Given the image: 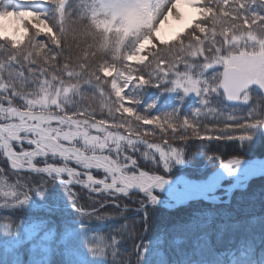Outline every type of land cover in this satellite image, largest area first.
<instances>
[{"label": "snow or ice", "instance_id": "obj_1", "mask_svg": "<svg viewBox=\"0 0 264 264\" xmlns=\"http://www.w3.org/2000/svg\"><path fill=\"white\" fill-rule=\"evenodd\" d=\"M148 89L177 104L161 110ZM192 94L197 106L185 109ZM260 137L264 0H0V211H27L35 193L48 213L4 217L0 264H264V235L252 233L264 217L223 211L154 230L148 216L150 206H174L159 193L171 197L178 183L176 204L228 205L264 176V160L233 157L206 180L172 181L156 171L187 163L176 141L236 140L243 150ZM225 179L234 182L222 200ZM57 188L71 197L59 223L60 204L45 202ZM136 192V208L122 204ZM109 220L121 222L93 224Z\"/></svg>", "mask_w": 264, "mask_h": 264}, {"label": "trees", "instance_id": "obj_2", "mask_svg": "<svg viewBox=\"0 0 264 264\" xmlns=\"http://www.w3.org/2000/svg\"><path fill=\"white\" fill-rule=\"evenodd\" d=\"M41 40H46L45 38H39ZM151 90V89H150ZM264 137L257 138L255 143L252 144L251 148L247 146V142H245V146L243 150L241 149V145L236 141H228V140H198L192 139L189 140L187 143L176 141L175 145H182L185 148L189 144H198L200 145V149L196 150L201 156H191L190 162L187 166H182L184 170H180L179 166L175 167L174 169L180 172L186 173L190 178L193 179H200L207 176L212 169H214L216 165L212 164L211 158H214L215 155H220L223 157L224 160L233 157H240L241 159L244 158H262L264 157ZM209 157V158H208ZM3 157L0 156V166H5L2 163ZM142 163V162H141ZM147 167H151V165H146ZM202 166V167H201ZM148 169V168H147ZM176 171V172H177ZM10 180L14 182L15 177L11 176L9 172ZM75 191L81 192V189L76 188ZM82 199L80 203L87 204L86 196L87 194L82 192ZM60 195L63 197L60 201H54V197ZM33 204L29 206L27 211H20L12 213L10 211L4 210L0 211V225L6 223L4 217H47L48 213L46 210L42 208H37L36 205L41 204L40 199L38 196L33 193ZM64 199L71 200V197L68 196L67 192L62 188H57L55 191H49L47 193L45 202L50 205L54 206L56 203L60 204L59 209L54 208V212L51 215V220L55 221L56 223L60 222L62 216L65 215L64 212ZM143 199L142 194L136 193L131 196V198H122V204L127 203L131 207L136 208L138 205L133 203V201H139ZM226 199L225 195L222 197V200ZM87 210V209H86ZM223 211H227L231 214V216L236 220L246 221L251 217H264V176H257L254 177L248 183L247 187L244 190H234L232 192L231 203L225 205L223 203H210L205 202L203 200H190L184 204L179 206L173 207H152L150 206L148 209V216L150 222L153 224L154 230H159L162 228H170L172 226H178L182 224H189L192 221H201L207 220L208 215L211 214L213 220L218 218V214ZM127 215L131 216L134 213H126ZM67 215L71 216L72 218L79 219L77 214L72 211L71 209L67 210ZM139 217H137V221ZM121 221L116 220L115 222L112 220L105 221V222H96L93 221V224H104L111 226L114 223H120ZM247 227V225H245ZM264 225L257 224L256 226L252 227V233L257 236V240L259 239L260 235H264V231H262ZM107 227L99 230V234H107ZM0 231H3L0 228ZM152 233H149V235ZM151 236V235H150ZM125 247H130V245H124ZM169 259L173 258L171 255L168 257ZM52 264H59V257L52 258Z\"/></svg>", "mask_w": 264, "mask_h": 264}, {"label": "rangeland", "instance_id": "obj_3", "mask_svg": "<svg viewBox=\"0 0 264 264\" xmlns=\"http://www.w3.org/2000/svg\"><path fill=\"white\" fill-rule=\"evenodd\" d=\"M39 38H45V39H47V37L46 36H43V35L41 37H39ZM132 63L135 64V62H132ZM154 95H157L156 89H151V90L148 89L145 92V94H144V98H145V100H150ZM155 99L157 100L158 107L161 110H170L171 106L177 104V99L175 97V94H163V93H160L159 95H157L155 97ZM254 102H255V100L253 101V103ZM196 106H197V99L194 96V94L189 95L188 97L185 98V102H184V108L185 109H191V108H194ZM227 111H232V107L228 106ZM241 114H243L242 110H237V115H241ZM209 122H211V120ZM145 127L152 128L154 126L153 125H147ZM183 144L181 146L180 145H177V146L178 147H182L184 149V152H185V160L187 161V163L185 165H179V167L181 168L180 170H184L182 168V166H187L188 165V163L190 162L191 156L194 155V156H198L199 158L201 156L199 153L196 152V150H198V149L201 148L200 145H198V144H189V145H187L184 148L183 147L184 146ZM244 159L245 160H254L253 158H251V159L244 158ZM210 160H212L213 162H211V163L214 164V165H216V166H214L215 168L212 169L211 172H209L207 174V176L204 177V178L193 179V178H190L186 173L177 171L175 169H173L171 173H165L163 171V169H162V166H161V168L158 171H156V174L165 175L166 178L172 179L174 181H176L177 178H179V177H184L185 179H189V180H198V181L206 180L208 176L212 175L220 167V161L221 160H223V161L226 162L228 159L227 160H224L222 156L215 155L214 158H211ZM142 167H143V169L145 171H150V173L153 171L152 166L151 167H147L146 165L143 164V162H142ZM231 183H233L232 182V179L221 181V187L216 190L215 195L221 197V199H222V197H224V195H225L224 194V188H226L229 185H231ZM167 187L168 186H166V188ZM185 187H186V185L181 182V183H178V184L175 185L176 191L173 193V195L171 197L168 195L167 192L159 193V195H160V197H161L162 200L167 201L169 204H172V205H174V206L177 207V206H179L181 204H184V203L190 201V200H185L183 203L176 204V199L178 197H182L183 196L184 191H185ZM237 190H239V189H237ZM136 193H138V192H136ZM136 193H134V194H136ZM202 200L205 201V202H210V201H207V200H204V199H202ZM158 206H161V207H165L166 208V206H164L163 204L162 205H158ZM152 207H157V206H152ZM150 235H152V234H150Z\"/></svg>", "mask_w": 264, "mask_h": 264}, {"label": "bare ground", "instance_id": "obj_4", "mask_svg": "<svg viewBox=\"0 0 264 264\" xmlns=\"http://www.w3.org/2000/svg\"><path fill=\"white\" fill-rule=\"evenodd\" d=\"M253 159L255 160V158H253ZM259 160H264V157H262V158H256L255 161H259ZM248 161H253V160H248ZM213 174H214V173H213ZM254 177H257V176H254ZM254 177H253V178H254ZM253 178H252V179H253ZM184 179H185V178H184ZM252 179H251V180H252ZM185 180H187V179H185ZM225 180H229V179H225ZM172 181H174V180H172ZM232 182H234V181L232 180ZM249 182H250V181H249ZM249 182H248V183H249ZM231 184H232V183H231ZM233 191H234V190H233ZM190 200H191V199H190Z\"/></svg>", "mask_w": 264, "mask_h": 264}, {"label": "water", "instance_id": "obj_5", "mask_svg": "<svg viewBox=\"0 0 264 264\" xmlns=\"http://www.w3.org/2000/svg\"><path fill=\"white\" fill-rule=\"evenodd\" d=\"M229 106L232 107L231 104H229ZM255 160H256V159H255ZM252 178H253V177H250L249 180H248V182H249ZM167 179H169V178H167ZM170 180H172V179H170ZM187 181H198V180H189V179H187ZM248 182H247V185H248ZM247 185H246V187H247ZM198 200H202V199H198Z\"/></svg>", "mask_w": 264, "mask_h": 264}]
</instances>
